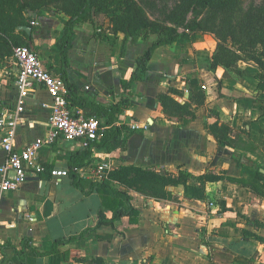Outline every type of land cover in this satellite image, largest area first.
Listing matches in <instances>:
<instances>
[{
  "label": "crops",
  "instance_id": "crops-1",
  "mask_svg": "<svg viewBox=\"0 0 264 264\" xmlns=\"http://www.w3.org/2000/svg\"><path fill=\"white\" fill-rule=\"evenodd\" d=\"M28 18L35 23L33 51L50 74L60 76L64 71L79 99L107 106L128 98L131 107L114 116V126L128 130L124 150L117 143L106 142L101 148L91 146L86 152L90 156L81 160L87 150L77 142L58 139L52 148L40 151L37 161L43 169L68 171V177L30 174L18 191L0 195V264H264L262 245L253 237L247 241L243 237L247 232L264 238V198L224 181L206 183L203 189L195 182L186 188L169 187L170 200L128 191L131 206L139 212L136 225L123 217L114 226H102L81 239L69 240L97 223L100 199L91 187L89 167L99 161L110 160L112 171L134 166L174 175L181 170L193 177L207 172L227 177L233 152L258 162L237 142L264 139L263 98L253 97L260 85L249 71L237 73L233 67H220L215 75L208 72L215 42L205 34L156 49L147 64L149 79L135 83L126 97L120 80L130 78L135 60L153 42L150 37L133 43L122 34L113 35L109 18L95 28L76 25L63 67L59 37L67 17L48 12ZM0 67V113H10L16 104L17 68L11 57ZM168 89L183 92L182 98L175 97L182 105L190 92L205 93L194 119L165 118L157 96ZM50 104L42 87L29 93L16 130V148L46 137ZM214 111L218 116L209 115ZM99 120L104 124L103 118ZM217 121L232 128L228 145L218 146L207 130ZM133 124L147 128L130 132ZM5 159L0 147V166ZM80 161L82 166L74 172L79 179L76 188L70 168ZM235 175L232 168L230 176ZM209 202L215 203L213 208ZM110 217L107 213L106 218ZM255 224L263 229L257 232ZM25 240H30L29 248L21 252Z\"/></svg>",
  "mask_w": 264,
  "mask_h": 264
},
{
  "label": "trees",
  "instance_id": "trees-1",
  "mask_svg": "<svg viewBox=\"0 0 264 264\" xmlns=\"http://www.w3.org/2000/svg\"><path fill=\"white\" fill-rule=\"evenodd\" d=\"M47 6H56V13L67 17L59 37L61 43L59 54L63 67L67 65V53L75 37L74 28L76 25L89 24L95 28L102 25L105 18H109L111 21L109 32L113 35L122 34L126 40H131L133 43L138 41L141 38V33L146 30L157 34L156 39L145 53L135 60L136 66L130 78L120 80L121 93L126 97L131 95V88L135 83L145 82L149 79L151 72L148 70L147 64L156 49L171 45L179 39L188 40L191 35L196 34L211 33L219 40L217 51L211 57V65L208 68V72L212 75H215L216 70L220 67L231 68V64L239 60L240 55H243L258 66L263 72V76L259 79H264V8H251L244 12L240 6V0H180L175 8L183 13L184 18L186 17V20L183 18L180 24L183 32L150 22L143 9L132 0H0V66L5 59L12 56L14 48L27 47L33 50V35L36 32L27 13L30 12L38 16L40 11ZM203 12L220 14L223 20L217 21L215 16L200 19ZM173 15L168 17L169 21ZM188 15L192 17L190 20H187ZM236 15H238V20L235 23L227 20ZM23 26L31 28V36L17 31L18 27ZM223 76L226 77V74L224 73ZM60 77L65 82L67 102L70 107L82 109L98 120L101 118L105 120L104 125L108 127V130L103 133L98 143H93L91 146L101 148L106 142H113L124 150L128 130L125 127L116 128L114 116L120 115L131 107L128 98H123L117 103L107 106L93 101H84L77 97L74 89L67 83L64 71H60ZM182 95L181 91L168 89L166 93L157 96L163 115L168 121L180 118L194 119L196 110L203 105L206 98L205 93L201 90L190 92L188 102L182 105L175 99V97L182 98ZM193 105H195V109H193ZM212 113L218 116L215 111L209 112V115ZM218 122L207 126V130L217 140L218 146L222 143L228 145L232 128L228 124L219 125ZM233 145L236 143L233 142ZM86 152L89 150L82 154L81 160L85 156L86 158L90 156V153L86 154ZM230 161L231 166L227 177L217 176L210 172L193 177L181 170L176 175L162 170L156 173L134 166H123L111 170L106 179L99 183H93L91 186L100 199L95 227L86 230L78 237H71L69 240L81 239L86 233L95 232L102 226H114V223L123 217L129 219L130 225H136L139 212L131 206V197L128 195V191L141 194L149 199L170 200L172 196L168 191L169 187L182 186L186 188L189 182H195L200 189H203L206 183L224 181L243 186L258 197L264 198V174L260 172V170H264V167L257 166L259 164L236 152L231 153ZM243 161H247V164ZM81 166L82 162L80 161L79 165L70 168L72 170L70 177L76 188H79V179L74 171H76L75 168ZM232 168L233 171L236 170V173L238 171L239 177L246 175L248 180L231 177ZM44 172L50 175L51 171L48 168L43 169L39 174L40 178ZM107 213H111L110 219L106 218ZM243 237L246 241L253 237L264 250V238L247 232L243 233ZM29 241H23L21 252L29 248ZM64 242L58 240L57 243Z\"/></svg>",
  "mask_w": 264,
  "mask_h": 264
},
{
  "label": "built area",
  "instance_id": "built-area-1",
  "mask_svg": "<svg viewBox=\"0 0 264 264\" xmlns=\"http://www.w3.org/2000/svg\"><path fill=\"white\" fill-rule=\"evenodd\" d=\"M31 25L34 27L35 23L31 22ZM11 61L17 68L14 83L17 97L13 112L0 113V147L6 154V159L0 166V195L18 191L30 174L39 175L43 170L37 161L40 151L52 148L58 139L77 142L82 150H88L91 144L98 143L103 133L108 130V127L101 125L94 116L70 108L65 82L60 76L50 74L33 50L27 47L14 48ZM36 87L45 89L51 99L47 120L48 132L45 138L16 148L17 126L25 112L26 99ZM141 128L147 127L133 124L130 132ZM112 169L110 160L97 162L93 167H89L92 181H103ZM50 175L53 178H64L68 177V171L53 170ZM209 203V207L213 208L215 203Z\"/></svg>",
  "mask_w": 264,
  "mask_h": 264
},
{
  "label": "rangeland",
  "instance_id": "rangeland-1",
  "mask_svg": "<svg viewBox=\"0 0 264 264\" xmlns=\"http://www.w3.org/2000/svg\"><path fill=\"white\" fill-rule=\"evenodd\" d=\"M34 1V0H30ZM132 2L137 3L144 11L146 18L157 25H163L167 28H172L175 30H178L179 32H183V28L181 27V20L184 18L183 13L175 8L180 0H132ZM240 6L244 12L248 11L251 8H264V0H240ZM56 6H47L43 8L39 16H43L48 12L56 13ZM31 14L30 12L27 13V15ZM174 14L173 17H171V21L168 20V17ZM211 16H215L217 21L222 19V16L220 14H206L203 12L200 19H208ZM192 17L190 15L187 16V20H190ZM186 20V17L184 18ZM223 20V19H222ZM230 20L231 23H235V21L238 20V15L234 16L233 18L227 19ZM240 22V21H239ZM187 33V31H185ZM205 35H208L211 37L215 42V52L217 51V45L219 44V40L211 33H205ZM150 37L152 41H154L157 37V34L152 33L150 30H146L143 33H141V38L139 40H145L146 38ZM35 51V50H34ZM214 52V53H215ZM231 67H233L236 72H248L249 76L256 78L258 81V84H260L259 90L257 89L254 98L261 97L263 98V104H264V79H259L261 76H263V72L258 68V66L248 60L243 55H240V59L233 62L231 64ZM261 81V82H260ZM261 90V91H260ZM252 143H241L237 142L238 146L240 148H244L247 153L255 155L256 161L259 162V165L257 166H263L264 167V139L262 141H258L257 138H251L250 140ZM253 144V145H252ZM258 162H256L258 164ZM238 171L237 175H235L236 178H238ZM239 179L248 180V177L246 175L240 176ZM138 194V193H137ZM141 195V194H140ZM263 229L262 225L255 224L254 229L258 230ZM261 258V257H260Z\"/></svg>",
  "mask_w": 264,
  "mask_h": 264
},
{
  "label": "water",
  "instance_id": "water-1",
  "mask_svg": "<svg viewBox=\"0 0 264 264\" xmlns=\"http://www.w3.org/2000/svg\"><path fill=\"white\" fill-rule=\"evenodd\" d=\"M17 31L18 32H24L27 36H31V28H29V27H26V26H23V27H18L17 28ZM260 172L262 173V174H264V170H260Z\"/></svg>",
  "mask_w": 264,
  "mask_h": 264
}]
</instances>
